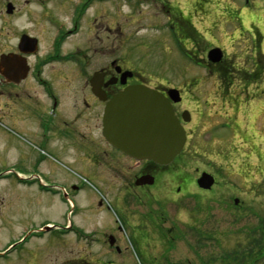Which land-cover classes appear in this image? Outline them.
Wrapping results in <instances>:
<instances>
[{
	"label": "flooded vegetation",
	"instance_id": "1",
	"mask_svg": "<svg viewBox=\"0 0 264 264\" xmlns=\"http://www.w3.org/2000/svg\"><path fill=\"white\" fill-rule=\"evenodd\" d=\"M258 1L264 2L254 0V6ZM221 2L227 6L232 4L231 0ZM244 2L248 5L252 0ZM215 3V0H193V4L190 0H0V99L3 103L5 157L8 163L2 178L24 189L34 188L40 194L58 198L64 212L70 213L68 222H47L38 229L49 225V232L71 233L79 242L101 241L124 261L106 264H124L129 259V250L124 248L122 233L116 230L120 229L118 222L111 230L106 227L87 230L75 220L77 215H88L84 209H91L92 213L104 210L102 198L110 196L129 219L144 221L154 212L161 211L160 202L155 198L190 193V186L202 193L216 192L220 178L212 169L198 172L196 186L185 176L189 159L187 153L195 148L194 142L201 141L197 121L202 120L203 108L212 104L216 106L220 101L233 105L239 102L236 97L240 94L225 93L234 86L235 78L242 77V73L231 71L232 68L238 69L235 62L228 59L224 48L216 45L208 48L224 51L223 58L214 62L208 59V50L203 58L197 55V47L188 45L190 38L198 45L192 35H202L194 19L198 14L212 16L215 9L210 6ZM238 12H243L240 24L254 14L262 23V13L258 15L251 6H243ZM154 19L161 22L151 25ZM253 27L256 34L254 40L259 38L264 43L262 29L256 25ZM149 28L166 31L168 44L172 45L169 49H195L188 57L216 75V93L212 103L206 94L212 85L207 87L208 84H202L201 79L174 82L168 77H155L145 56L137 62L123 57L122 49H141V44L142 49H150L146 40ZM257 50L256 46L252 49V65L261 70L264 51ZM249 84L250 81L243 84L245 96L252 85ZM133 86H143L163 94L174 117L185 130L186 142L182 151L167 164L130 155L111 143L105 135L108 103ZM220 88L223 93H219ZM171 90L176 91L171 94ZM242 101L248 102L243 99L241 104ZM248 116L249 113L246 117L250 121ZM230 130L235 137L238 125L230 126ZM251 137L257 139L258 135L251 134ZM252 138L243 141L251 145L248 160L256 156L254 150L259 148ZM13 146L15 152H12ZM262 157L259 155L261 163ZM12 158L14 161L10 163ZM203 173L213 176L211 188L205 189L198 184ZM249 179H252L250 188L260 187V193L264 191L262 171L258 178ZM224 192L229 191L224 189ZM167 203L170 201L163 206L166 213L169 212ZM234 203L239 205V199L235 198ZM238 209L241 210L240 207ZM173 220L180 234L185 232L183 238H186L188 225L182 226ZM262 226L259 224V228L253 230L261 231ZM188 227L198 229L192 224ZM163 229L165 233L174 230L171 225ZM240 232L243 231L235 233V237L240 236ZM119 233L121 238L117 236ZM198 235L200 250L206 243L201 231ZM257 238L219 257L210 255L203 259L197 250L193 260L187 257L185 263H172L168 259L165 262L260 264L264 259V230ZM87 259H84L85 264H96L93 261L97 259Z\"/></svg>",
	"mask_w": 264,
	"mask_h": 264
},
{
	"label": "rangeland",
	"instance_id": "2",
	"mask_svg": "<svg viewBox=\"0 0 264 264\" xmlns=\"http://www.w3.org/2000/svg\"><path fill=\"white\" fill-rule=\"evenodd\" d=\"M215 2L210 6L212 10L215 9L212 16L198 14L194 19V24L202 35H192L198 45L191 38L188 45L197 47V55L203 58L206 57L208 48L213 45L224 48L228 59L235 62L238 69L232 68L231 71L242 73V77L235 78L234 86L225 93L240 94L236 97L239 102L233 105L220 101L219 98L218 105L212 104L203 108L202 120H196L198 130L201 131V141L194 142L195 148L187 153L189 159L185 176L196 186L195 178L198 172L202 169L208 171L212 169L220 178L219 188L215 193H202L196 187L190 186L188 188L190 193L165 199L155 198L154 200L160 202L161 211L154 212L144 221L129 219L110 196L102 198L104 210L92 213L91 209H84L88 215L85 213L77 215L75 220L87 230L104 227L111 230L116 228V221L118 222L120 229L116 230L122 233L124 248L127 247L129 250V259L125 260L124 264H167L165 259L172 263L176 261L185 263L187 257L195 259L197 250L203 255V259L210 255L219 257L244 246L251 240L258 239L259 233L264 230V226L261 231L253 230L259 228V224L264 225V191L260 193V187L254 190L249 187L252 181L250 177L258 178L260 171L264 173V57L261 58V70L255 69L252 65L254 46L258 49L257 52L259 49L264 51V43L259 38L254 40L256 34L253 27L256 25L264 33V2L258 1L257 6H254V0L248 5L244 0H231L232 4L229 6L221 0ZM191 3L193 4V0H190ZM243 6H251L258 15L262 13V23L260 24L254 14L252 18L248 17L244 20L245 23L240 24L243 12L238 11L242 10ZM159 22L161 21L154 19L151 25ZM148 31L146 40L150 49H142L143 44L141 49H122L123 57L137 62L140 57L145 56L155 77H168L174 82L201 79L202 84H208L207 87L212 85L206 92L212 103L213 95L216 93V75L190 58L184 57L178 49H169L172 45L168 44L169 37L165 30L149 28ZM190 34L193 33L190 31ZM160 41H163L161 45ZM194 50L190 49L188 53L192 54ZM224 76L221 78L227 80ZM245 81L252 84H249V93L246 96L243 94ZM219 93H223L222 88L219 89ZM243 99L248 102L242 101L241 104L240 100ZM2 104L0 99V174L6 169L5 165H8L5 157L6 135ZM248 113L250 121L246 117ZM233 125H238L239 128L235 137L230 130V126ZM251 134H257L258 138H252ZM212 135L216 138L213 139ZM247 138L254 139L259 147L254 150L256 156L253 155L250 160L248 159L251 145L244 143ZM14 147L12 152H15ZM259 155H263L262 163ZM13 161L12 158L9 162ZM258 164L261 166L258 167ZM224 189L229 192L225 193ZM235 198L239 199V205L234 203ZM169 201L170 203H167L169 212L166 213L163 206ZM172 217L182 226L192 224L198 229L192 227L194 229L191 230L187 226V236L183 238L185 232L180 234ZM69 218L70 213L64 212V206L59 203L58 198L40 194L34 188L24 189L0 178V264H85L84 259L87 258L97 259L93 261L96 264L124 262L101 241L79 242L71 233L36 231L47 222L66 223ZM170 225L174 230L165 233L163 227L168 229ZM244 228L246 230H243ZM200 231L206 246L199 250ZM239 231L245 234L240 232L242 234L235 237V233ZM117 236L121 238L120 233ZM260 264H264V259Z\"/></svg>",
	"mask_w": 264,
	"mask_h": 264
},
{
	"label": "water",
	"instance_id": "3",
	"mask_svg": "<svg viewBox=\"0 0 264 264\" xmlns=\"http://www.w3.org/2000/svg\"><path fill=\"white\" fill-rule=\"evenodd\" d=\"M222 56L220 48L208 52L214 62ZM104 122L105 135L111 143L139 159H152L160 164L171 162L186 141L185 130L174 117L168 100L158 91L143 86L130 87L114 97L107 105ZM213 183L209 173L198 179L205 189Z\"/></svg>",
	"mask_w": 264,
	"mask_h": 264
}]
</instances>
